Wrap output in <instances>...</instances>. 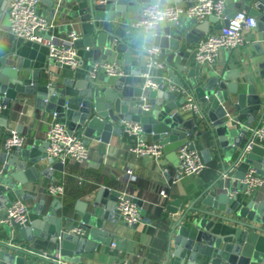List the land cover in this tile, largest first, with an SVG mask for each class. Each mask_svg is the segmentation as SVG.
<instances>
[{
  "label": "water",
  "instance_id": "1",
  "mask_svg": "<svg viewBox=\"0 0 264 264\" xmlns=\"http://www.w3.org/2000/svg\"><path fill=\"white\" fill-rule=\"evenodd\" d=\"M41 1L53 7L54 14L64 13L78 21L82 36L75 41V46L84 51V58L90 61V71L97 63L110 62L118 55L125 75L114 79L100 71L95 78L88 74L77 79L67 77L62 83L50 79L43 82L41 70H31L22 63L9 65L3 59L0 63V101L3 105L12 101L19 103L20 95L32 96L36 109L57 114L69 131L83 135L86 144L89 139L110 142L114 134L123 133L126 122L140 124L143 139L147 140L151 135L154 142L164 146L166 154L187 143L194 149L196 144L189 137L210 135L214 152L225 167L223 173H233L238 184L229 190L207 194L204 203L213 210H201L204 216L184 223L188 212L182 214L172 228L170 250L174 246V255L180 259V264H264V201L258 200L254 193L248 197L238 195L240 191L246 192L242 181L250 170L264 176V143L255 142L247 150L255 132L264 127V62L259 64V69L249 65L243 71L238 68L210 76L201 73L198 67L188 70L182 63L184 52L180 51L184 39L187 42L199 40L210 32L212 23L220 30L241 9L256 17L257 28L264 33V0H227V18L223 22L217 16L202 23L187 18L181 23L167 22L152 42L162 48L167 63L175 60L176 69L188 73L183 79L169 69L170 84L158 90L144 88L145 52L136 46L132 32L123 26L127 5L134 4L133 0ZM180 1L166 0V4ZM74 3L81 7L67 11V5ZM133 19L136 18H129L127 24L131 25ZM62 27L68 34L76 29L73 22ZM155 80L167 82L163 78ZM171 86L194 90L205 116L203 128L197 114L182 108L185 95L172 90ZM2 124L7 125V121L3 119ZM48 147V142L39 140L12 151H0L4 168V174L0 176V219L5 215L6 205L13 201V195L23 200L36 199L34 194L23 190V185L41 176L52 178L54 169L64 168L63 163L48 156ZM211 152V149L202 152L205 161L212 159ZM233 190L237 193L231 194ZM119 197L117 191L100 188L92 202L80 200L74 211L64 207L57 196L49 207L47 198H42L33 210L38 218L20 228L21 238L29 244L40 241L51 251L60 253L66 261L78 263L85 254L94 252L108 236H112L102 228L106 220L117 222L114 214ZM134 202L146 217L144 200L134 198ZM60 208L63 211L58 215ZM193 208L192 205L190 209ZM166 209L167 216L179 211L171 204ZM224 221L226 225H222ZM12 225L19 227L15 222ZM69 225L74 226L73 230L68 229ZM6 230V224H2L0 234L7 233ZM33 252L45 254V250L38 248ZM26 254L21 248L0 244V264H25ZM48 256L53 258L54 252Z\"/></svg>",
  "mask_w": 264,
  "mask_h": 264
},
{
  "label": "crops",
  "instance_id": "2",
  "mask_svg": "<svg viewBox=\"0 0 264 264\" xmlns=\"http://www.w3.org/2000/svg\"><path fill=\"white\" fill-rule=\"evenodd\" d=\"M5 2L6 0H0V8L2 10L0 13V63L5 59L9 65L18 66L22 63L30 67L31 70H41L43 82L50 79L51 81L62 83L67 77L77 79L90 74V61L84 58L82 49H78L83 58L80 67L76 69L71 67L61 69L54 63L51 65L48 46L12 36L8 31L9 14ZM133 2L134 4L127 5V11L124 13L123 26L128 32H132V30L131 25L127 24V20L129 18L138 19L142 6L146 4L136 0H133ZM182 2L186 3L187 0L175 3ZM73 5H67L66 10L70 11L81 7V5L76 3ZM39 12L55 20L57 25L54 28V34L58 36L68 35V32L62 26L73 22L76 25L75 31H78L80 36H82L78 21L72 20L66 14H60L59 12L54 14L53 7L42 1L39 5ZM134 14L138 15L134 16ZM216 31L218 29H215V24L212 23L209 33ZM170 40L169 38L168 41ZM199 40L187 42L184 39L180 46V51L184 52L182 63L187 65L188 70L192 67H197L194 55ZM136 46L140 48L137 43ZM118 58L119 56L115 55L110 62L121 64ZM164 58L167 61L165 54ZM262 62H264V33L257 28L248 36L244 46L235 50H222L217 64L204 66L203 69L210 76H214L225 71H235L238 68L243 71L249 65H251V68L259 69V64ZM167 64L168 67L165 70L155 71V78L167 79L163 87H167L170 84L169 69H173L176 76H180L183 79L186 78L188 71L184 73L178 71L175 60L171 64ZM262 91H264V88H262ZM19 101V103L12 101L9 105H5L1 112L0 151L3 149L7 137L13 132L26 136L25 146L39 140L42 143L46 142V134L53 122V114L36 109L35 100L32 96L20 95ZM3 119L7 121V125L2 124ZM189 138L190 141L195 142L202 155L204 150L211 149L212 159L206 161L208 166L201 176H188L175 183L172 172L178 164V150L166 154L162 160H156L153 157H139L127 151V146L136 143L139 136L130 134L125 128L122 134H114L108 143L89 139L87 145L90 151V158L86 163L82 164L74 160H67L66 163H63L56 159V161L64 164V168L54 169V177L41 176L34 182H28L23 185L22 188L25 192L36 196V199L24 200L30 209L28 225L38 218V215L33 213V210L40 199L47 198V207L51 205L55 195L51 194L48 188L53 184L64 186L63 195L57 197L62 200L64 207L67 206L71 211H74L80 200L92 202L100 188H109L119 193L127 191L134 195L135 198L144 200L143 208L147 210V215L143 218V221L137 225L130 226L122 219L117 209L114 214L117 222L106 220L102 228L103 231H108L112 236H108L106 242L100 244L97 250L85 254L80 262H67L71 264H111L113 261L123 260L133 264H180V259L178 260V257L174 255V246L170 250L171 232L176 221L181 218L182 214L187 212L184 223H189L190 220L188 221V219L192 220L199 216H204L201 210H213L212 207L204 203L208 196L207 194H214L221 189L228 190V188L236 187L238 184V180L234 178L233 173L227 174L226 177L223 176L225 167L214 152L210 135L200 138L194 137V140L192 137ZM146 141L154 142L151 135L148 136ZM258 142L264 143V141ZM225 165L226 167L229 166L228 164ZM0 168H3L1 161ZM39 169H42V166H39ZM166 169L169 172H166ZM128 170L133 172L134 179L130 178ZM164 187L167 188V197L160 195V191ZM205 192H207L206 195H203ZM252 193L255 194L258 200L264 201V186L257 188L253 192L240 191L238 195L248 197ZM12 198L14 200L20 197L13 195ZM170 204L174 210L179 209V211L177 213L171 212L170 216H167L166 208ZM192 205L194 208L190 209ZM183 206L184 209H182ZM62 211V208H60L57 212L58 215ZM226 224V221L222 223V225ZM20 228L14 227L12 224H6L7 233L1 232L0 244L18 247L28 253V255H24L27 258L25 264H34L41 259L42 254L33 252L36 248L45 250L46 255L53 252L56 254L55 251H51L50 247H46L40 241L29 244L23 240L19 232ZM73 228V225L68 226L70 230H73ZM114 243L117 244L115 247L113 246ZM12 251L16 254H22V252H17V250Z\"/></svg>",
  "mask_w": 264,
  "mask_h": 264
},
{
  "label": "built area",
  "instance_id": "3",
  "mask_svg": "<svg viewBox=\"0 0 264 264\" xmlns=\"http://www.w3.org/2000/svg\"><path fill=\"white\" fill-rule=\"evenodd\" d=\"M41 0H7V9L9 14V33L15 38L24 39L36 43H41L49 48V61L52 65L59 66L61 69L71 67L76 69L82 65L83 58L75 41L80 37L78 31L69 33L66 36L54 34L56 22L39 12ZM227 0H187L186 3L166 4L169 15L165 23L159 28L158 32L167 22L181 23L184 18L196 19L199 23L209 20L212 16H217L222 22L227 18ZM147 18L143 16L142 9L138 20L141 24ZM257 29V19L251 15L248 10H239L228 25L216 31L208 33L197 43L194 60L199 71L208 73L203 69L204 66H214L217 64L222 50H235L245 45L247 38ZM157 32V34H158ZM156 34V35H157ZM145 81L144 88L160 89L163 83L155 80V71H163L168 67L164 58L163 50L160 46L151 44L145 51ZM103 71L107 76L118 78L125 75L118 62L97 63L90 72L93 78ZM151 71H154L151 74ZM172 90H178L185 95L182 108L185 111L194 112L200 118L199 125L204 127V113L193 90L180 89L171 86ZM5 105L0 101V127L1 112ZM149 109L148 105L145 107ZM124 128L130 134L138 135L139 139L134 144L127 146V151L134 153L139 157H153L156 160L165 158L164 146L157 142H148L142 138L143 129L137 123H124ZM27 138L25 135L13 132L5 141L3 149L12 151L16 147L25 146ZM264 141V128H259L253 141L248 145L247 150L252 148L255 142ZM46 142L49 147L47 154L50 158L58 159L63 163L67 160H74L79 163H86L90 158L88 145L85 143L83 135L75 131H69L60 121L57 114H53V122L46 134ZM208 164L203 158L201 151L191 148L190 143L183 145L178 149V164L173 169V181L179 182L188 176H201ZM166 172H169L166 169ZM4 174V168H0V176ZM131 179L135 176L131 170H128ZM224 177L227 174H223ZM246 185L247 192H253L257 188L264 186V176L257 174L255 170H250L242 181ZM49 192L55 196H62L64 186L53 184ZM229 190V188H228ZM167 188L160 191V195L167 197ZM237 193L236 190L230 192ZM134 195L130 192L120 193L118 201V213L128 225H137L143 221L141 208L134 202ZM4 217L0 219V225L12 224L15 222L19 227L27 226L30 220V209L21 198L14 199L7 205L4 211ZM76 231L80 232L78 229ZM117 244L114 243L115 247ZM34 264H71L68 263L60 253L54 254L51 258L44 254L41 259ZM111 264H133L129 261L116 260Z\"/></svg>",
  "mask_w": 264,
  "mask_h": 264
},
{
  "label": "clouds",
  "instance_id": "4",
  "mask_svg": "<svg viewBox=\"0 0 264 264\" xmlns=\"http://www.w3.org/2000/svg\"><path fill=\"white\" fill-rule=\"evenodd\" d=\"M142 14L147 18L145 22L141 24L138 19H133L131 30L133 42L146 51L169 15L166 0H149L142 6Z\"/></svg>",
  "mask_w": 264,
  "mask_h": 264
}]
</instances>
